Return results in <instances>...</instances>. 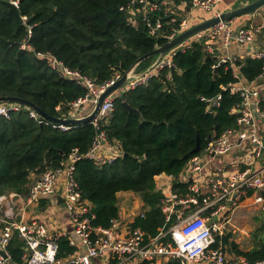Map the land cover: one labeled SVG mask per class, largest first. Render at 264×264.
<instances>
[{"label":"trees","instance_id":"16d2710c","mask_svg":"<svg viewBox=\"0 0 264 264\" xmlns=\"http://www.w3.org/2000/svg\"><path fill=\"white\" fill-rule=\"evenodd\" d=\"M132 1L18 0V8L0 1V97L23 99L51 117L63 118L74 102L85 98L87 90L60 78L36 54H49L101 86L116 74L123 76L139 57L165 44V37L178 27L179 13L190 7V0H166L169 10L161 7L149 17L152 23H162L151 36L140 17L132 24L120 10ZM21 17L27 18L26 25ZM27 25L32 27L28 40L32 51L20 48L27 37ZM217 60L200 44L177 53L170 78L162 72L147 86L116 96L111 115L96 120V125L92 121L61 131L40 125L25 114H15L9 120L0 118V195L26 196L32 174L39 176L47 168L58 167L74 150L86 154L98 133H103L105 142L118 146L121 153L102 166L81 159L73 173L81 199L89 203L95 215L92 224L108 228L112 220L119 219L117 194L131 192L142 203V215L129 227L141 230L145 241L167 230L176 219L173 215L165 223L161 207L164 196L155 179L161 175L172 178L171 192L177 199L190 197L188 184L180 182L179 177L197 154L185 157L195 148L196 138L203 148L209 139L236 128L238 114L231 111L240 98L221 87L239 81L248 84L262 74L261 60L237 58L232 65L212 68ZM151 62H141L135 74ZM219 93V108L206 111L200 98ZM123 102L137 113L129 112ZM260 110L264 112V102ZM256 231L264 233V224ZM260 234L255 235L254 247L247 252L237 250L229 235L222 243L229 251L254 262L264 258V238ZM22 247L14 236L8 247L14 264H22ZM72 251L68 241L61 238L59 256Z\"/></svg>","mask_w":264,"mask_h":264},{"label":"built area","instance_id":"2783aa9c","mask_svg":"<svg viewBox=\"0 0 264 264\" xmlns=\"http://www.w3.org/2000/svg\"><path fill=\"white\" fill-rule=\"evenodd\" d=\"M0 1H7L18 8V0ZM223 1L190 0L189 8L210 14L204 19L220 18L223 12L218 7ZM235 1V7L249 3L247 0ZM169 6L166 0H134L120 10L126 12L132 24L137 20L136 17H140L146 23L149 34L155 36L162 23L159 20L152 23L149 17L161 7L169 10ZM21 21L27 24L26 17H21ZM200 22L195 17H180L178 27L165 37L167 42ZM234 22L219 21L170 49L151 70L138 75L134 73L132 79L103 100L93 122L96 125V120L111 115L116 96L147 86L162 72H166L167 79L170 78L174 56L186 52L194 44L202 45L206 53L217 56V63L212 68L225 63L233 64L238 57L229 55L232 46L248 50L244 58L263 62L262 74L254 82L246 84L239 81L221 87L222 91L240 98V103L231 111L232 114H238L236 128L210 139L188 162L184 171L185 183L192 195L186 199H177L171 187L158 188L164 196L161 207L165 223L174 215L175 224L147 241L141 230L131 229L130 224L126 227L119 219L112 220L108 228L92 224L95 215L89 203L81 199L73 173L76 163L81 159L102 166L118 156H107L102 151L105 136L98 133L86 154L79 155L74 150L58 167L47 168L31 183L26 196L15 193L0 195V264H14L8 250L14 236L23 243L25 253L22 264H167L171 261L177 264H264V258L250 262L243 256L231 253L222 243L229 234L235 211L243 202L252 200L255 205L264 208V112L260 110V104L264 102V22L261 20L243 26ZM31 29L27 25V37L20 46L22 50L32 51L28 44ZM36 56L45 60L47 66L60 78L87 90L84 99L71 105L69 115L65 116L68 118L77 115L80 105L90 104L92 109L99 96L121 77L116 74L113 79L99 86L93 80L64 67L49 54ZM234 77H237L236 73ZM221 100V93L200 98L209 112L219 108ZM15 114H25L40 125H50L61 131L71 129L66 125L51 124L21 104L0 103V118L9 120ZM231 155L233 158L229 164L216 163L223 156ZM59 191L61 203L57 200ZM45 201L47 205L44 214L47 218L56 211L62 213L70 224L69 232L53 228L35 216L38 206ZM139 215H142V208ZM213 218L216 220L212 221ZM61 238L66 239L69 247L73 248L71 253L62 257L59 256Z\"/></svg>","mask_w":264,"mask_h":264},{"label":"crops","instance_id":"0c3cea01","mask_svg":"<svg viewBox=\"0 0 264 264\" xmlns=\"http://www.w3.org/2000/svg\"><path fill=\"white\" fill-rule=\"evenodd\" d=\"M222 3L220 5H222ZM232 7H235V5L234 6L232 5L230 7H228V5H223V7L221 9H219V10L222 11L224 9V11H222V12H226V11L230 10V8H232ZM191 12H193V10H191L188 7L185 10V12L179 13V16L181 18L182 17H189V16L190 17H194L195 15L193 13H191ZM262 13H263V15H261V10H259V12L257 11V13L254 16H250V15L249 16H245V17L242 16V17H238L236 19H233V21H235L234 24H236V25L240 24L242 26L243 25H249L251 23H253V24L254 23H258L261 20L264 22V11H262ZM247 51L248 50L244 49V47L241 48V47L232 46V47L229 48L228 52H229L230 56H236L239 59H242V58H244L247 55ZM142 72L143 71H141V73ZM90 110H91L90 104H84L83 108L81 110H78L77 115L74 118L80 117V116H85V115H87L90 112ZM101 149L107 156H114V155L117 156V155H119L121 153L118 146L109 145L107 142H104V144L102 145ZM232 158H233L232 155L231 156H223L222 158L216 160V163L229 164L231 162ZM37 178H38V176H36L34 174L31 175V179L33 181L36 180ZM155 180H156L157 188H160L162 186H164V188H166V186L169 187V188L171 187L172 178H170V177H166L164 175H161V176L157 177ZM179 181L185 183V181H186V173H183L179 177ZM59 190H60V188H59ZM168 192L169 191L167 190V193ZM117 198H118V201H119V209H120L119 222L122 225H126V227H128L129 224H131L133 222L134 218L140 213L141 208H142V203H141L140 199L136 195L131 193V192L118 193L117 194ZM247 202H251V204L247 205L246 204ZM46 205H47L46 201L40 203V206H38V210H36V212H35V216H38L39 218L43 219L44 221H46V223L48 225H50L53 228H56V229L61 230V231L69 232L71 230L70 224L67 222L66 217L62 213L56 211L53 214V216H51L50 218H47V216L44 214ZM130 205H132V209L131 210H130V208H131ZM244 205H246V206H255V208H257L256 207L257 205H255L252 200H247V201L243 202L237 208V210L235 211V216H234V218H233V220L231 222V227H233L236 230H238V229H237L236 226H234V224H237V223L241 224V222L243 221L242 218L246 217V212L244 210H242V209H244ZM55 207H57V206H55ZM263 210H264V208H263ZM262 213L264 214V212H262ZM240 224L238 225V227L240 226ZM262 224H264V222H262L261 225ZM243 232L246 233L245 231H243ZM229 234H230V230H229ZM229 240H230V238H229ZM239 241H240V239H238V241L236 240L235 243H234L236 245V247H237L236 248L237 250L247 252V251H250L254 247V243H253V246H248L246 248L245 247L241 248L239 246ZM230 252L233 253L234 251H230ZM233 254H235V253H233Z\"/></svg>","mask_w":264,"mask_h":264},{"label":"water","instance_id":"95a60500","mask_svg":"<svg viewBox=\"0 0 264 264\" xmlns=\"http://www.w3.org/2000/svg\"><path fill=\"white\" fill-rule=\"evenodd\" d=\"M262 7H264V0H253L244 6L235 7V8H232V9L226 11V12H223L220 15V18L214 17V18H209V19H203L200 23L193 25L187 31L176 36L172 40L166 42L165 44H163L159 48H156L152 52H150L144 56L139 57L134 62V64L130 67V69L123 76L120 77L119 80H117L113 85L108 87L99 96L96 104L92 107L91 111L85 116H80V117H76V118H68V117L55 118V117H51L48 114H45L44 112H42L33 103L26 101V100H23V99L14 98V97H0V103H18V104H21L23 106H26V107L32 109L33 111H35L44 120H46L47 122L54 124V125H66V126H70V127H77V126H80V125H83L86 123H90V122L94 121V119L96 118L103 100L108 95H110L114 92H117L119 88H121L126 82H128L130 79H132L134 77L133 75L136 71L137 66L141 62H143L147 59H153L154 64H151L148 68H146V70H144V72L149 71L170 49L176 47L177 45H179L181 42H183L187 38L212 27L213 25H215L219 21H231V20L236 19L238 17L251 15L254 12L261 9ZM138 74H140V73H138ZM88 100H90V97L88 98ZM122 105L129 112H136L137 113V111L132 109L127 103L123 102ZM82 108H83V105H80L79 110H81ZM209 141H210V139L208 140V142ZM200 150H201V146L199 144V138L197 137L195 148L190 152V154L186 155L185 157L187 158L190 155H194V154L198 153ZM57 200H58V203L62 202V200L60 198V191L57 193ZM215 220H216V218L212 219V221H215ZM212 221L208 222L207 225L209 226Z\"/></svg>","mask_w":264,"mask_h":264},{"label":"rangeland","instance_id":"374dc122","mask_svg":"<svg viewBox=\"0 0 264 264\" xmlns=\"http://www.w3.org/2000/svg\"><path fill=\"white\" fill-rule=\"evenodd\" d=\"M248 1H253V0H248ZM235 4H236L235 0H231V1L230 0H224L222 5L219 6V9H221L223 7V5H228V7H230L232 5L234 6ZM259 10H261V15H263L262 11H264V7H262ZM222 11H224V9ZM192 13L194 15L196 14L194 17L197 20H202L203 18H206L210 15L208 13L198 12L195 10H193ZM247 16H249V15H247ZM243 17H245V16H243ZM152 61H153V59H152ZM246 204L247 205L251 204V202H247ZM130 207H131L130 208V210H131L132 205H130ZM256 207L257 208H255V206L244 205V209H242V210H244L246 212V217L242 218L243 221L241 222V224L239 223L240 224L239 227H238V225H239L238 223L234 224V226H236L238 230L234 229L233 227L230 228V234H229L230 240L229 241L235 243L236 240L238 241V239H240L239 246L241 248L253 246L255 235L260 234V232H258L256 230H258V228L261 226V223L264 222V214L262 213L264 210L260 206H256ZM243 231H245L246 233H244ZM261 236L264 238V233L260 234V237Z\"/></svg>","mask_w":264,"mask_h":264},{"label":"bare ground","instance_id":"6f19581e","mask_svg":"<svg viewBox=\"0 0 264 264\" xmlns=\"http://www.w3.org/2000/svg\"><path fill=\"white\" fill-rule=\"evenodd\" d=\"M231 1V0H230ZM230 5V4H229ZM192 13V12H191ZM196 15V14H195ZM249 23V22H248ZM144 25V24H143ZM208 57V56H207ZM229 158V157H228ZM51 164V163H50ZM184 178V177H183ZM174 181V180H173ZM175 182V181H174ZM173 184V183H172ZM176 189V188H175ZM177 190V189H176ZM234 250V249H233Z\"/></svg>","mask_w":264,"mask_h":264}]
</instances>
